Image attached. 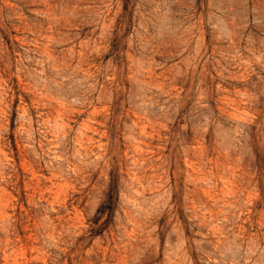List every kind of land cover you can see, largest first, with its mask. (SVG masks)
<instances>
[{"label": "rangeland", "instance_id": "obj_1", "mask_svg": "<svg viewBox=\"0 0 264 264\" xmlns=\"http://www.w3.org/2000/svg\"><path fill=\"white\" fill-rule=\"evenodd\" d=\"M0 264H264V0H0Z\"/></svg>", "mask_w": 264, "mask_h": 264}]
</instances>
